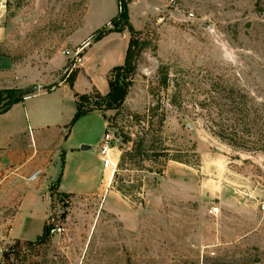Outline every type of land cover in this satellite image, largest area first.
<instances>
[{"label": "rangeland", "instance_id": "obj_1", "mask_svg": "<svg viewBox=\"0 0 264 264\" xmlns=\"http://www.w3.org/2000/svg\"><path fill=\"white\" fill-rule=\"evenodd\" d=\"M146 2L161 4L138 37L147 47L109 76L125 88L122 104L108 109L91 92L87 106L114 130L117 169L113 175L107 172L102 183L138 208V227L126 230L102 209V195L95 191L98 175L93 171L102 166L98 147L107 128L94 112L71 127L63 148V188L96 194L64 196L53 188L45 197L46 188L31 186L22 196L26 186L18 189L25 207L12 219L13 238L29 231L24 238L35 240L45 222L50 231L62 229L32 249L16 247L18 240L8 238L17 200L0 195V264H199L200 258L204 264H264V151L232 148L209 130L216 131L214 123L219 126L226 117L245 123L244 131L252 133L264 125V0ZM106 3L92 1L85 32L101 20ZM111 3L117 9L116 0ZM142 7L133 12L139 15ZM83 13L84 0H0V25L7 34L0 54L42 65L66 47L64 40ZM138 17L134 30L142 27ZM103 38L92 48L97 64L108 56L105 46L115 41ZM160 66L169 73L166 92L158 85ZM174 85L181 96L170 105ZM226 85L248 95L251 116L242 124L236 114L200 104L212 86L217 91ZM124 153L130 156L120 161ZM103 203L108 209L114 203L111 193H105ZM212 206L219 209L216 215L208 214Z\"/></svg>", "mask_w": 264, "mask_h": 264}, {"label": "crops", "instance_id": "obj_2", "mask_svg": "<svg viewBox=\"0 0 264 264\" xmlns=\"http://www.w3.org/2000/svg\"><path fill=\"white\" fill-rule=\"evenodd\" d=\"M92 1L84 0L82 19L74 32L64 40L66 47L54 51L44 64L17 62L9 54H0V89L38 87L37 91L25 96L22 101L13 104L8 111L0 114V195L8 202L17 200V207L8 228V238L11 240L29 241L24 238V235H27L29 231H23V236L19 235L13 238L14 229L12 227V219L25 207V198L22 196L29 193V187L46 188V197L49 186L59 178L57 192L61 194L75 196L96 194L93 191L81 193L63 188L66 158L63 148L70 141L72 134L70 131L73 129L71 127H75L87 115L99 112H89L70 126L76 111L74 95L90 94L92 90L98 91L101 96L108 93L107 78L113 68L123 65L129 34L127 31H123L105 35L103 40L115 38V41L114 44L105 46L104 49L108 56L97 64L98 60L94 61L92 52L96 43L93 41L87 46V41L100 30V27L111 28L110 22L118 14V1L116 0L117 9H113L111 0H107L105 6L101 8V20L94 23V26L85 32L89 17L87 9L91 6ZM126 1L128 2V17L131 26L134 23V18L139 16L138 20L142 24V27L136 30L139 32L144 28L149 18L156 14L159 5H161H151L146 0ZM140 4L143 5L142 12L137 15L133 10ZM164 4L165 0L162 5ZM6 38V28L0 25V47ZM81 45L84 49L83 61L74 80L73 89H70L66 78L62 77V71L67 64V58L62 54V51L71 50ZM90 63L93 64L92 68L89 66ZM101 116L103 117L102 126L107 128L108 122L102 114ZM97 159L101 162L99 155H97ZM95 168L93 172L98 175L99 183L96 184L95 191L102 195V209L118 218L126 230H135L139 225L138 208H133L130 201L122 197L109 184L105 188L102 182L107 176V172L100 165ZM36 170H40L42 174L34 181H28L27 178ZM92 170L93 167L86 168V172ZM47 175L49 177L46 179ZM108 182L110 183L111 180ZM24 185L26 193H22L21 196L18 189H22ZM105 193H111L113 196L114 203L109 206V209L103 203Z\"/></svg>", "mask_w": 264, "mask_h": 264}, {"label": "trees", "instance_id": "obj_3", "mask_svg": "<svg viewBox=\"0 0 264 264\" xmlns=\"http://www.w3.org/2000/svg\"><path fill=\"white\" fill-rule=\"evenodd\" d=\"M118 1V14L116 17H114L110 24L113 25L111 28H102L98 30L96 33H98V36L94 41H97L98 39L104 37L105 35L111 33V32H117L121 33L123 31H127L129 34V42L128 47L125 53L124 57V63L122 66L115 67L111 70L110 75L112 72L116 71L117 69H123L124 67H128L130 65V62L132 58H137L140 53L147 47L146 41H139L138 37L141 35V32L136 31L132 28L129 17H128V2H125L124 0H117ZM95 33V34H96ZM134 68V67H133ZM78 71H74L67 79L66 82L68 83V86L70 89H73V83L76 78ZM109 75V76H110ZM109 76L107 78V84L109 91L106 95L101 96L98 91L92 90L93 93L96 94V99L104 102L108 109H116L118 108L124 99L125 96V88L122 86H118L117 84H113L112 81H110ZM158 85L163 91H167L170 87V79H169V73L168 69L166 67L160 66L158 68ZM177 87V86H176ZM174 86H172V94L169 99L170 105L175 104V97H180L181 93L180 90ZM213 88L210 89V94L208 96V99H205L204 101H200V104L202 107L207 108V106H211L214 110L218 108L219 113H229L236 116L238 115L240 117V121L242 124V121L244 119L249 120V117L251 116L250 108H247V104L245 102V99L248 98V95L245 93H241V90L230 88L226 86H223L222 89H219L216 91L215 86H212ZM211 88V87H210ZM20 90L17 89H0V114L5 113L9 110V103L11 99L19 93ZM31 93H28L29 95ZM27 95L20 96L13 104L18 103L23 100V98ZM76 97V111L73 116V119L70 123V126L73 125L80 117L83 115L92 112L93 110H90L87 106L92 101L91 94H84V95H74ZM211 102L212 105H209ZM153 108L151 107L149 109L150 112H153ZM208 116L210 118V113H208ZM227 119H223L222 122L220 121V125H215L214 120H211V123H214V126L217 127V130L215 131L211 127L209 130L212 132L213 135H215L218 140H220L222 143L239 150L244 151H264V125L259 128L258 130H254V133H252V130L250 131H244V128H246L247 125L242 124V126L237 124V120H235L232 117H226ZM163 119L160 120V126H162ZM109 128V126H107ZM124 142H127V139L123 140ZM252 143L253 145H258L255 149H252L248 146L249 143ZM130 153H124L120 157V161L124 160V157H129ZM153 157L161 156V155H152ZM165 156V155H162ZM177 161V160H176ZM181 162V161H178ZM184 164H188L182 161ZM59 184V178L49 186L48 193L53 189L58 187ZM119 191V190H118ZM64 196H67L68 194H62ZM49 233H50V227L46 224L43 226L42 234L39 235L35 240L33 241H17L16 247H19L21 244L28 248L32 249L35 246H39L42 244H45L49 239ZM18 256V255H17ZM16 256V257H17ZM4 259L9 260V255L5 253L3 255Z\"/></svg>", "mask_w": 264, "mask_h": 264}, {"label": "built area", "instance_id": "obj_4", "mask_svg": "<svg viewBox=\"0 0 264 264\" xmlns=\"http://www.w3.org/2000/svg\"><path fill=\"white\" fill-rule=\"evenodd\" d=\"M83 47L77 46L74 49L71 50H65L62 51V54L67 58V64L65 68L62 71V77L68 78L74 71L79 69V67L82 65L83 61ZM113 129L107 128L105 131V134L100 140L99 147H98V155L100 157L102 168L106 172L113 173L117 169V157L113 154ZM40 170L34 171L28 178V181H34L41 175ZM219 209L216 206H212L208 210L209 215H216L218 213ZM62 232V229L59 227H56L54 229H51V234H60ZM213 256V253L210 254ZM199 264H204L203 259L200 258ZM208 264H215V263H208Z\"/></svg>", "mask_w": 264, "mask_h": 264}, {"label": "water", "instance_id": "obj_5", "mask_svg": "<svg viewBox=\"0 0 264 264\" xmlns=\"http://www.w3.org/2000/svg\"><path fill=\"white\" fill-rule=\"evenodd\" d=\"M97 36H98V33L94 34V35L91 37V39L87 42V46H88L91 42H93V41L96 39ZM37 90H38V87H36V86H33V87H27V88H24V89H20L19 93H17V94L11 99V101H10L8 107L10 108V107L13 105V103H14V102H15L20 96L27 95L28 93H33V92H35V91H37ZM111 131L114 132V130H111ZM87 149H88V147H82V150H83V151H84V150H87Z\"/></svg>", "mask_w": 264, "mask_h": 264}]
</instances>
